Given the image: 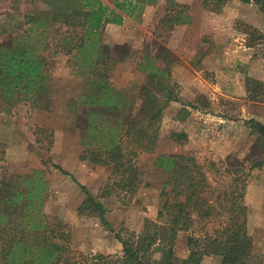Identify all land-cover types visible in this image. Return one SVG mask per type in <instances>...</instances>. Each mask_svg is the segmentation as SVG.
I'll list each match as a JSON object with an SVG mask.
<instances>
[{
	"label": "rangeland",
	"instance_id": "1",
	"mask_svg": "<svg viewBox=\"0 0 264 264\" xmlns=\"http://www.w3.org/2000/svg\"><path fill=\"white\" fill-rule=\"evenodd\" d=\"M99 1L106 7L105 17H108L114 9L113 0ZM125 1L129 3L127 13L119 15L149 14L155 22L162 21L159 28L155 26L152 36L141 32V59L155 55L162 72L172 77L171 71L177 69L176 77L180 81L165 83L155 79L156 76L140 73V85L146 83L145 93L140 92V102L130 97V108L124 119L127 121L136 113L131 120L133 125L140 124L149 136L158 130L153 151H141L135 157L134 166L141 174V182L131 201L126 204L125 192L118 189L120 185L115 186L127 176L122 175L124 168L102 166L97 178L92 170L77 177L71 175L72 161L80 157L79 149L73 151L64 144L63 133L41 127L43 120L33 117L37 111L53 115L52 123L56 125L67 123L56 110L65 102L62 98L65 81L73 79L75 70L85 73L90 69L82 64H87L91 51H96L98 46L99 59H111V47L118 41L119 31L103 27L96 33L95 45L87 47L78 42L84 27L83 15L76 13L88 10L83 0H0V44L20 43L60 66L53 68L48 92L41 97L20 100L8 108L0 97V197L10 187L27 190L14 180L41 171L46 191L40 212L58 218L65 226L67 246L72 251L85 257L120 258L122 248L115 235L127 239L133 235L132 241L141 245L138 256L144 264H185L191 252L187 247L189 232L201 235L207 230L214 234L226 224L243 220L251 240L244 264H264V166L249 169L253 162L264 158V138L255 125L264 126L263 15L256 4L239 0H227L218 8L203 5L202 0ZM73 11L75 21L65 18L72 17L69 14ZM176 19L180 22L175 23ZM73 21L76 30H73ZM103 24L106 27L112 23ZM75 39L80 45L67 52L75 43L71 40ZM126 48L120 47L123 51ZM136 53L130 50L131 56ZM78 64L82 67L77 68ZM73 85L72 89L79 86L75 82ZM161 85L173 88L174 100H167V92L160 90ZM147 94L154 97L153 103L145 98ZM108 111H104L106 120L117 121V115ZM95 123L99 121L96 119ZM172 134L184 137L176 142ZM129 150L123 144L124 161L129 158ZM104 151L105 147L97 142L92 149L98 158L104 156ZM160 155H185L201 165L212 209L206 218L192 216L188 232H169L163 221L158 222L159 191L167 177L154 166ZM54 166L70 174L76 182ZM241 174L246 178L243 212L235 213L229 211L231 206L226 199L230 197L232 179ZM101 175L106 179L101 180ZM102 184L104 189L115 186L120 193L118 197L110 194L103 198ZM79 186L86 192L100 193L94 197L105 208L103 222L77 212L85 198ZM11 220L16 224L20 221L16 215ZM169 249L172 254L168 257ZM219 261L218 256L205 255L197 264H219Z\"/></svg>",
	"mask_w": 264,
	"mask_h": 264
},
{
	"label": "trees",
	"instance_id": "2",
	"mask_svg": "<svg viewBox=\"0 0 264 264\" xmlns=\"http://www.w3.org/2000/svg\"><path fill=\"white\" fill-rule=\"evenodd\" d=\"M203 5L214 6L223 5L227 0H202ZM241 3H254L264 17V0H239ZM86 12L76 13L83 15V34L78 42L85 46H93L96 43V33L104 22L112 24L121 23V15L127 13L129 3L125 0H113L114 9L110 10L108 17H105L106 7L99 0H83ZM208 4V5H207ZM65 18L75 19L73 13ZM80 12V11H79ZM73 19V20H74ZM75 21V20H74ZM73 21V30H76ZM160 21L159 23H161ZM179 23V19L174 21ZM158 23V25H159ZM157 25V28L159 26ZM71 26V25H70ZM70 46L71 52L80 45L77 39ZM81 45V46H83ZM53 62H48L33 49L25 45H1L0 44V97L6 107L17 101L32 100L48 92L49 80L54 68ZM100 74V73H99ZM163 80V79H162ZM167 81V80H166ZM163 82V81H162ZM170 83V82H169ZM161 91L167 92V100H174L173 88L161 85ZM145 93V90H144ZM144 95V94H143ZM147 100L153 101L154 97L147 94ZM144 104V103H143ZM158 108L157 104H154ZM157 115V111H153ZM154 115V116H155ZM153 117V116H152ZM153 122V121H152ZM154 123V122H153ZM255 123V122H254ZM258 134L264 138V126L255 123ZM158 130L153 131V137L149 136L146 129L140 127L138 137L140 140V152H152L154 141ZM184 137L183 134H172L171 138L179 142ZM122 147L116 145L112 150L105 151L103 157H96L94 161L112 162L114 168H124L122 177L118 185L120 191L125 192L128 204L141 179L137 168L134 166L137 151L129 150V158L124 161ZM136 152V153H135ZM126 157V156H125ZM154 166L162 170L166 175L165 181L159 191L160 209L158 222L163 221L169 232H180L190 230L192 216L200 218L210 216L211 205L208 203L207 184L201 165L195 163L192 158L185 155H160L156 158ZM264 166V158L252 163L250 170ZM54 168L62 171L59 167ZM63 172V171H62ZM64 175L72 178L70 174ZM41 171H33L30 177L22 176L14 180L19 182V186L26 187L27 190H17L10 187L6 194L0 197V263L2 264H144L139 260L141 245L133 242L131 238H124L120 234L115 235L116 241L121 245L122 256L120 258L104 257L102 255H92L85 257L72 251L67 246L68 235L65 226L56 217L42 214L41 200L46 191V182L42 178ZM106 188L103 191V198L114 194L118 197L119 190L116 187ZM229 188L230 197L226 199L229 211L235 213L243 212V193L246 187L244 175H238L231 181ZM85 192V198L77 209L79 214L97 217L103 222L105 209L103 204L85 191L83 186H79ZM117 191H116V190ZM25 199V201H23ZM20 210L22 213H20ZM16 215L20 220L18 224L11 219ZM8 218L10 220H8ZM232 221V219H230ZM105 224V223H104ZM152 239V237H150ZM146 243V239L144 241ZM141 244V243H140ZM187 247L190 254L185 264H197L202 256L212 255L220 258L219 264H244L250 249L251 240L247 234L243 220H235L226 224L216 233L203 231L201 235L189 232L187 237ZM171 249L167 251L171 256Z\"/></svg>",
	"mask_w": 264,
	"mask_h": 264
},
{
	"label": "crops",
	"instance_id": "3",
	"mask_svg": "<svg viewBox=\"0 0 264 264\" xmlns=\"http://www.w3.org/2000/svg\"><path fill=\"white\" fill-rule=\"evenodd\" d=\"M149 16V14H146L140 17V13L121 15L120 24H106V27L103 24L101 26L100 30L104 27L106 30L109 28L119 31L118 41L111 47V51H113L111 59H99L100 47L98 46L96 51H91L92 56L88 58L87 64H82L88 65L90 69L85 73L75 70L73 71L74 75L71 77L73 79L65 81L66 89H63L64 95H62L65 102L56 110L59 111L57 115L67 123L56 125L55 122L52 123L54 118L53 115L50 116L51 114L43 115L37 113V111L33 114L35 119L40 117L43 120L41 127L52 128L63 133L64 144L73 151L79 149L80 157H76L72 161L73 171L71 175L75 177L88 172L87 170H92V174L96 177L100 168H104L102 166L113 165L110 161L102 163L94 161L96 158H94L95 153L92 152V149L95 148L96 142L98 145H103L105 151L112 150L116 145L121 146L123 149V144H127L128 148L136 150L137 156H139L140 140L137 134L140 131V124L133 125L131 123L136 113L132 114L127 121L124 118L128 115L130 97H135L140 102V92L144 94L146 83L140 85V73L152 77L156 76L155 79L165 83L166 80L167 83H171V81L180 83L176 77L177 69L172 70V77H169L162 72L163 67L159 64L160 60L156 61L155 55L142 56V59L140 57L141 32L149 33L152 36L155 26L160 21L158 19L155 22L154 16ZM115 45L117 46L115 47ZM129 45H131V49ZM122 46L127 47L125 51L120 49ZM130 50L136 51L137 55L131 56ZM65 54L67 55V53ZM79 64L75 66L77 68L82 67ZM56 66L60 67L57 64ZM56 66L54 65V67ZM75 66L73 65L71 68ZM73 82L79 84L77 89H72L74 87ZM106 110L116 114L117 121L106 120L108 118L104 114ZM137 115L140 114L137 113ZM96 119L99 121L98 124L95 123ZM119 119L122 121L119 122ZM102 176H100V179L105 180L106 176ZM101 190H104V184H102ZM88 193L92 197L100 195L98 191Z\"/></svg>",
	"mask_w": 264,
	"mask_h": 264
}]
</instances>
